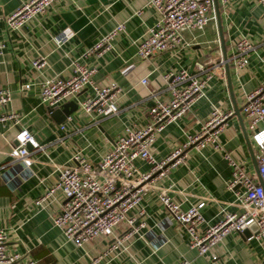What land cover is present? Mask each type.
I'll return each instance as SVG.
<instances>
[{"label": "crops", "instance_id": "obj_1", "mask_svg": "<svg viewBox=\"0 0 264 264\" xmlns=\"http://www.w3.org/2000/svg\"><path fill=\"white\" fill-rule=\"evenodd\" d=\"M26 0H0V14L7 15ZM148 0H53L41 13L34 15L17 30H7L0 23V87L10 90L5 110L18 113L17 125L0 127V225L6 232L7 246L16 253L30 256L37 264H88L112 237H98L81 247L64 241L51 217L59 209L62 197L54 193L44 210H39L34 199L57 180V167L71 163L72 154L79 150L85 159L96 164L111 147L114 138L124 125L142 126L147 121V108L151 104L150 92L161 99L167 94L162 75L169 69L183 68L190 73H212L204 96L191 110L177 121L166 125L152 144L156 160L165 158L175 147L194 135L207 117L212 105L231 110L218 135L222 151L210 145L199 150L186 148L180 162L168 167L165 174L153 180L142 193L139 218L143 226L141 237L134 238L125 253L108 258L99 264H175L187 260L190 264H264V240L230 232L206 254L199 255L188 247L186 235L159 201L164 191L182 210L203 201L200 214L204 224H213L223 212H239L234 205V191L226 182L230 167L223 157L227 153L240 161L245 171L257 179L256 145L251 131L240 113L243 95L253 90L264 79V7L253 0H229L217 5L220 29L226 59L232 53L231 42L246 37L253 45L248 63L234 70L227 62L228 76L224 71L218 31L209 22L202 31H183L188 43L176 51H164L140 59L135 54L134 42L155 21L156 14L146 6ZM123 29L110 41L111 49L100 55L81 56L100 37L115 25ZM66 38L59 45L55 37ZM43 56L45 66L36 70L31 61ZM76 61L91 70V79L97 85L114 82L120 89L118 110L114 115L90 121L80 110L74 111L59 128L39 101V83L58 74L67 77L71 63ZM202 66V71L198 70ZM146 77L147 83L139 81ZM28 84L25 89L21 85ZM87 90L82 91L79 98ZM238 108V115L234 108ZM264 128V120L255 130ZM26 129L35 143H29L31 162L24 168L12 161L10 149L16 144L14 135ZM139 171L149 165L136 159ZM130 215L133 212L129 213ZM125 229L121 224L115 235ZM211 256H214L212 259Z\"/></svg>", "mask_w": 264, "mask_h": 264}, {"label": "built area", "instance_id": "obj_2", "mask_svg": "<svg viewBox=\"0 0 264 264\" xmlns=\"http://www.w3.org/2000/svg\"><path fill=\"white\" fill-rule=\"evenodd\" d=\"M53 0H26L7 15L0 14V23L7 30H17L34 15L43 12ZM264 7V0H253ZM217 5L224 6L229 0H216ZM146 6L156 14L155 21L136 39L135 54L140 59L149 58L164 51H176L187 46L183 40V31H202L209 23H215L213 0H148ZM123 29V24L115 25L100 37L81 56L100 55L111 49L113 36ZM66 38L65 34L55 37L59 45ZM232 53L226 62H230L234 70H239L248 63V56L253 49L246 37H238L231 42ZM3 43H0V49ZM224 63V59H219ZM46 62L43 56L31 61V66L41 70ZM202 71V66L198 65ZM210 71L201 74L190 73L183 68L169 69L162 75L163 88L167 94L161 99L157 92L148 94L151 104L147 108V121L138 127L124 125L113 140L112 147L105 152L96 164L90 163L79 150L71 157V163L57 167V180L47 187L33 201L39 210H44L48 201L58 192L62 201L59 209L51 217L52 224L57 227L64 241L75 247L98 237H112L104 248L88 264H99L106 259L118 257L126 252L134 238L141 237L139 229L143 215L139 202L142 193L154 179L163 176L168 169L180 162L186 148L199 150L210 145L215 151H222L218 143V135L225 125L226 119L233 114L212 105L210 111L194 135H186V139L175 147L165 158L156 160L152 155V144L162 129L188 113L194 103L204 96V90L211 78ZM147 83L146 77L139 81ZM29 85H21L26 89ZM82 98L78 95L87 90ZM120 89L114 82L103 85L93 83L91 70L76 61L71 63L67 77L55 74L39 83V101L46 108H55L67 101H74L77 109L90 121H97L114 115ZM10 100V90L0 87V127L17 125L18 113L5 110ZM240 113L251 131L257 153L255 155L256 174L260 182L248 174L240 161L223 153L230 167V176L226 182L228 188L238 187L234 191V205L239 212H223L213 224H204L200 209L204 202L198 201L182 210L179 203L170 199L161 191L159 201L164 209L179 225L186 235L187 245L199 255L208 253L214 245L230 232L241 233L249 225L254 224L256 231L250 235L262 242L264 240V128L255 130L258 122L264 120V79L251 91L243 95ZM69 119V116L66 118ZM64 126L59 125L62 129ZM27 132L28 137L21 142L19 137ZM15 145L10 149L12 161H19L26 168L31 162L30 151L38 148L26 129H19L14 135ZM136 159L149 165L146 171H139L134 165ZM257 178V179H258ZM54 199V198H53ZM133 212V214H129ZM121 224L125 229L118 235L115 230ZM6 232L0 225V264H37L36 260L27 255L14 252L7 246ZM213 259L214 256H211ZM175 264H190L187 260Z\"/></svg>", "mask_w": 264, "mask_h": 264}, {"label": "water", "instance_id": "obj_3", "mask_svg": "<svg viewBox=\"0 0 264 264\" xmlns=\"http://www.w3.org/2000/svg\"><path fill=\"white\" fill-rule=\"evenodd\" d=\"M213 6H214V15H215V23L218 31V38H219V44L221 49V55L222 59L225 60L224 62V71L225 74L228 76V66L226 62V56L224 53V43L222 39L221 29H220V21H219V14H218V8H217V2L216 0H213ZM77 110V104L74 101H67L65 103H62L58 107L55 108H47V112L50 116V118L56 123L60 124L66 120L68 116H70L74 111ZM239 109L234 108V114L238 115ZM258 178V177H257ZM258 181L260 182L259 178ZM256 231V226L254 224L249 225L246 229L242 230L240 234H242L245 237H250L252 233Z\"/></svg>", "mask_w": 264, "mask_h": 264}, {"label": "clouds", "instance_id": "obj_4", "mask_svg": "<svg viewBox=\"0 0 264 264\" xmlns=\"http://www.w3.org/2000/svg\"><path fill=\"white\" fill-rule=\"evenodd\" d=\"M26 138L31 139L30 137H28L27 132L23 133V134L19 137V139L21 140V142H24ZM32 142L35 144V141H34V140H32ZM262 146H264V145H262Z\"/></svg>", "mask_w": 264, "mask_h": 264}]
</instances>
